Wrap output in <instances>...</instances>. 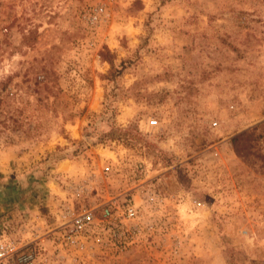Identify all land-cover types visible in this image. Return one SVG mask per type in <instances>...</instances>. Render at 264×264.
<instances>
[{"label": "rangeland", "instance_id": "374dc122", "mask_svg": "<svg viewBox=\"0 0 264 264\" xmlns=\"http://www.w3.org/2000/svg\"><path fill=\"white\" fill-rule=\"evenodd\" d=\"M0 231L35 264H264V0H0Z\"/></svg>", "mask_w": 264, "mask_h": 264}, {"label": "built area", "instance_id": "2783aa9c", "mask_svg": "<svg viewBox=\"0 0 264 264\" xmlns=\"http://www.w3.org/2000/svg\"><path fill=\"white\" fill-rule=\"evenodd\" d=\"M151 123L157 124V121L153 120ZM86 219L90 220V216ZM80 222L82 221L78 222L79 228H82L83 224ZM25 249L26 246L17 245L7 237L5 232L0 231V264H35V253L26 252Z\"/></svg>", "mask_w": 264, "mask_h": 264}, {"label": "trees", "instance_id": "16d2710c", "mask_svg": "<svg viewBox=\"0 0 264 264\" xmlns=\"http://www.w3.org/2000/svg\"><path fill=\"white\" fill-rule=\"evenodd\" d=\"M243 135H244V134L239 135V136L233 138V143H234L235 149H236L237 153H239V154H240V151H239V148H238V141H239V139H240Z\"/></svg>", "mask_w": 264, "mask_h": 264}]
</instances>
